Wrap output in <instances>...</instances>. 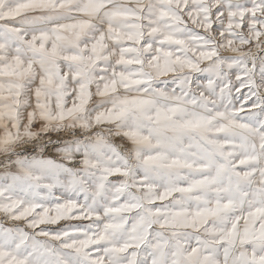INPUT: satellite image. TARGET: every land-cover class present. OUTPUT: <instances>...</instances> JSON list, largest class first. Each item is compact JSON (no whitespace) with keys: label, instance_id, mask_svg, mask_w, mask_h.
Masks as SVG:
<instances>
[{"label":"snow or ice","instance_id":"1","mask_svg":"<svg viewBox=\"0 0 264 264\" xmlns=\"http://www.w3.org/2000/svg\"><path fill=\"white\" fill-rule=\"evenodd\" d=\"M0 264H264V0H0Z\"/></svg>","mask_w":264,"mask_h":264}]
</instances>
